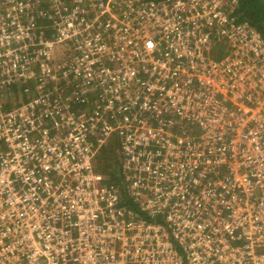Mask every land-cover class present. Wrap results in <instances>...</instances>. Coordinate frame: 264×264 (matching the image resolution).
<instances>
[{
	"label": "built area",
	"instance_id": "1",
	"mask_svg": "<svg viewBox=\"0 0 264 264\" xmlns=\"http://www.w3.org/2000/svg\"><path fill=\"white\" fill-rule=\"evenodd\" d=\"M234 8L0 0V264H264V37Z\"/></svg>",
	"mask_w": 264,
	"mask_h": 264
},
{
	"label": "trees",
	"instance_id": "2",
	"mask_svg": "<svg viewBox=\"0 0 264 264\" xmlns=\"http://www.w3.org/2000/svg\"><path fill=\"white\" fill-rule=\"evenodd\" d=\"M233 2L235 6L234 12L239 15V20L250 22L264 37V0H233ZM218 47L219 45L216 46V48ZM5 92H12V90H6ZM109 147L110 143L99 151L96 158V166L98 161L100 165L96 168L104 173L108 172L114 181L121 182L122 176L118 171V163L120 162L119 150L111 151ZM127 202L129 201L126 200Z\"/></svg>",
	"mask_w": 264,
	"mask_h": 264
},
{
	"label": "rangeland",
	"instance_id": "3",
	"mask_svg": "<svg viewBox=\"0 0 264 264\" xmlns=\"http://www.w3.org/2000/svg\"><path fill=\"white\" fill-rule=\"evenodd\" d=\"M46 10L48 9V10H53L52 8H45ZM44 25H47L48 27H51V26H54V23H53V21L52 20H49V19H45L44 20V22H42ZM48 30H49V32H51L53 29H50V28H48ZM222 48H225L224 46H221ZM226 49V48H225ZM57 53H58V56L60 57V59H63V58H66V57H69L72 53L69 51V50H67L64 46H62V45H59L58 47H57ZM217 53V52H216ZM215 53V54H216ZM109 143H110V147H109V150H111V151H114V150H117L118 149V139H117V137L115 136L114 137V135L113 136H111L110 137V139H109ZM100 162L98 161L97 162V166H99L100 164H99ZM119 164V163H118Z\"/></svg>",
	"mask_w": 264,
	"mask_h": 264
}]
</instances>
